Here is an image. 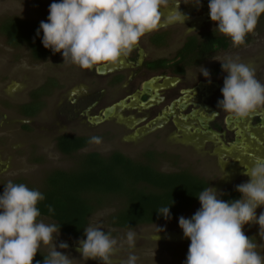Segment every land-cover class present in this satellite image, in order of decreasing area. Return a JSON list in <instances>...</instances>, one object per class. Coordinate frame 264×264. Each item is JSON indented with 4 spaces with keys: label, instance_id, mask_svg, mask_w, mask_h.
Wrapping results in <instances>:
<instances>
[{
    "label": "flooded vegetation",
    "instance_id": "obj_1",
    "mask_svg": "<svg viewBox=\"0 0 264 264\" xmlns=\"http://www.w3.org/2000/svg\"><path fill=\"white\" fill-rule=\"evenodd\" d=\"M205 1L209 4V0ZM184 3V0H180L179 10L189 17L184 24H168L146 33L128 56H122L114 64L104 63L92 69H82L71 61L64 62L62 53L38 60L46 70L26 88L25 82L21 89L24 91V98L19 99L17 95H13L0 101L4 110L15 109L18 119L14 121L21 126L23 140H20L19 148L27 151V158L37 160L39 154H42L37 150L39 147L44 149L42 142L45 140L53 141L54 147L59 151L60 139L82 138L86 142L82 147L85 149L93 144L89 143L91 136L107 138L108 134L116 133L118 136L113 138L117 144H128V140L121 137L124 127H127L133 130V135L125 138L140 139L134 145L139 157L135 160L150 162L153 158L152 163L156 166L157 160L164 156L162 151L166 153V141L174 139L182 145L184 143L181 138L185 133L209 137L201 142V146L206 152L208 150L215 155L214 149L217 147L231 149L241 144L245 120L248 122L246 127L249 131L253 130L257 136L258 131L263 132L264 107L257 108L246 118L240 119L233 118L218 108V100L223 99L221 88L228 73L221 67L226 60L216 59L219 58V53L229 51V47L211 51L205 57L202 56L203 59L199 53L194 54L208 35H225L210 23V15L203 12L204 18L196 13L194 16L190 15L203 9V5L195 7V4ZM41 20L47 22L44 17ZM190 38L195 46L191 52L185 47ZM229 45H233L232 41ZM184 47L185 50H182ZM203 69L209 71L210 77L203 75ZM25 80L24 77L23 81ZM107 110L110 113L106 117ZM9 118L11 117L7 113H0V120L6 125L14 122ZM250 135L251 138L255 136L254 133ZM115 151L120 152L113 150L102 155L89 151L86 154L95 152L100 156H108ZM175 153L179 155L180 152ZM246 166L248 165L244 167ZM248 180L239 178L228 186L225 185L219 194L220 199L226 190H232ZM2 186L3 184L1 188ZM210 186L208 183L207 187ZM198 202L199 199L176 218L143 224L132 229L173 224L175 220L177 222L174 223H178L179 217L187 215ZM42 219L50 221L47 218ZM160 234L158 232L156 236ZM59 235V240H54L57 250L80 253L77 249L79 241L86 238L85 232L76 238L60 232ZM165 235L175 236L172 238L177 240L181 239L179 236H184L182 228L172 231L169 228ZM61 242L66 243L68 248H60ZM39 250L49 255V250Z\"/></svg>",
    "mask_w": 264,
    "mask_h": 264
},
{
    "label": "clouds",
    "instance_id": "obj_2",
    "mask_svg": "<svg viewBox=\"0 0 264 264\" xmlns=\"http://www.w3.org/2000/svg\"><path fill=\"white\" fill-rule=\"evenodd\" d=\"M188 3L189 0H184ZM197 5L200 0H195ZM180 0H60L49 6L47 22L41 21L37 35L43 32L42 44L53 53H62L64 62L92 69L104 63H116L128 56L146 33L168 24L181 23L189 17L179 10ZM209 15L217 22L218 31L231 38L233 46L245 44L262 14L264 0H209ZM167 13V14H165ZM228 73L223 81V99L217 106L233 118H246L264 107V84L246 64L228 58L221 64ZM208 78L210 73L203 69ZM210 82V79H209ZM102 138L91 136L89 143L99 145ZM247 182L236 185L239 199L224 201L212 187L203 189L198 199L201 207L191 218L179 217V226L190 245L184 264H264V256L256 251L243 231L255 222L264 229V158H256L246 167ZM45 196L23 183L9 180L0 195V264H33L41 246L50 247L43 264H72V259L57 250L53 234L60 232L55 224L38 218L37 207ZM48 211H54L48 205ZM170 219L169 206L157 210ZM86 239L79 241L78 251L84 260L113 264L117 241L99 227L84 229ZM136 233H127V243L135 247ZM59 247L68 248L61 242ZM138 257L130 253L121 264H136ZM36 264H40L39 261Z\"/></svg>",
    "mask_w": 264,
    "mask_h": 264
},
{
    "label": "rangeland",
    "instance_id": "obj_3",
    "mask_svg": "<svg viewBox=\"0 0 264 264\" xmlns=\"http://www.w3.org/2000/svg\"><path fill=\"white\" fill-rule=\"evenodd\" d=\"M53 2H60V0H0V22L11 17L37 20H41V17H44L47 20L49 6ZM188 3L195 4V7L198 6L195 0H189ZM199 5H203V9L194 11L190 15L194 16L196 13L202 18H204V14L209 15L210 10L206 1L201 0ZM202 12L204 13L203 15ZM210 23L217 27V22L212 21ZM247 38H249L247 43L243 45H229V51L223 54L219 53V58L216 60L222 61L223 59L232 58L237 62H242L252 69L256 79L264 84V14L261 15L255 30L249 33ZM41 66L42 64L38 59L31 57L26 46H10L0 33V101L5 99L6 96L13 95H17L16 97L19 99L24 98V91H21L22 87L26 82L27 85L24 87L26 88L31 84L32 80H37L41 76V72L46 70V68L44 69ZM24 77L28 81H23ZM0 113H7L11 117L9 118L10 121L18 119L15 109L6 111L0 106ZM247 123V120H245V124L242 126L243 139L241 144H237L235 148L232 147L231 149L217 147L214 149L215 155L211 151L208 152L207 150L206 152L201 146L203 140L209 139L207 136L185 133L181 138L184 143L182 145L175 142L174 139L168 140L165 143L168 150L165 149L166 153L162 151L164 156L157 160L156 167L164 172L187 169L196 175L206 178L208 183L211 184L210 187L216 189L218 194H220L225 185L228 186V184L239 178L249 179L248 176L244 175L246 171L244 166H251L256 158H264V131H258L257 136V133L253 130L249 131L248 127H246ZM20 127L17 121L12 122L11 125H6L0 120V189L1 185L9 180L20 179L28 185L40 186L45 175L50 170H70L76 165L77 160L89 151L107 155L113 150H119L133 159L138 157L137 151H135L137 147L134 145L140 139L125 138L129 135L132 136L133 130L124 127V133L122 132L121 137L128 140V144L127 142L123 145L117 144L113 137L118 136V134L113 133V135L108 134L107 138L101 137L102 142L99 145L93 143L90 146H86L85 149L82 148L74 153L65 155L54 147L53 141L46 142L47 140H45L42 142L44 143V149L42 150V147H39L37 150V152L42 154H39L37 160L32 161L27 158V151L19 148L20 140H22ZM250 132L255 134L253 138H251ZM174 150L178 153L180 152L179 155ZM218 198L220 199L219 195ZM102 201V207L88 217V227H99L102 231L110 234L111 238L116 239L117 250L111 257L113 264H121V261L126 260L130 253L138 257L136 264H184L191 242L190 239L185 236H179L181 239L177 240L172 238L175 236L165 235L169 228L170 231L181 228L179 222L174 223L177 222L175 220L173 224H158V226H144L131 230L121 229L109 224L107 216L108 212H114L116 208L120 207L122 201L111 195H102ZM200 207V202H198L183 217L191 218L190 215H194ZM261 212H264V206L256 209L257 216ZM39 220L46 224H52L48 220ZM129 231L136 233L134 248H130L127 243V233ZM243 231L257 245L256 251L264 256V229H260L257 223L250 222L244 225ZM158 232L161 234L156 236ZM53 236L55 241L59 240V234L54 233ZM41 248L51 251L48 246L42 245ZM58 251L68 254L72 259V264H102L98 259L84 260L81 253Z\"/></svg>",
    "mask_w": 264,
    "mask_h": 264
},
{
    "label": "trees",
    "instance_id": "obj_4",
    "mask_svg": "<svg viewBox=\"0 0 264 264\" xmlns=\"http://www.w3.org/2000/svg\"><path fill=\"white\" fill-rule=\"evenodd\" d=\"M41 21L7 18L0 22V33L10 46H26L32 58L45 59L57 53L43 46L42 30L37 35ZM206 38L194 52L199 53L202 59L211 51L225 49L231 43L227 36L215 34ZM185 47L193 51V39L187 40ZM85 145L82 138L60 139L58 148L64 154H71ZM152 161H137L118 151L108 156L91 152L79 158L70 170H50L40 186L28 185L21 179L12 182L23 183L30 189L42 192L45 199L37 205L41 211L38 219L47 218L60 227V233L76 238L83 234L88 217L102 207V195H111L122 201L120 207L108 214L109 224L132 229L167 220L157 211L161 207L169 206L170 219L178 217L196 203L199 193L208 186L206 178L187 169L164 172L157 169ZM6 183L1 188V195ZM240 194L236 188L226 190L222 199L226 202L236 200ZM48 205L53 207V212L48 211ZM47 256V253L39 250L33 264L37 261L43 264Z\"/></svg>",
    "mask_w": 264,
    "mask_h": 264
},
{
    "label": "water",
    "instance_id": "obj_5",
    "mask_svg": "<svg viewBox=\"0 0 264 264\" xmlns=\"http://www.w3.org/2000/svg\"><path fill=\"white\" fill-rule=\"evenodd\" d=\"M109 113H110V111L109 110H107V111H105V116L107 117L108 115H109ZM226 149H229V147L228 148H226ZM247 167V166H246ZM244 169L246 170V168L244 167Z\"/></svg>",
    "mask_w": 264,
    "mask_h": 264
}]
</instances>
